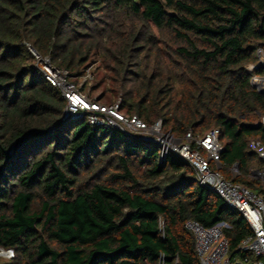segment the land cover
<instances>
[{
	"label": "trees",
	"instance_id": "1",
	"mask_svg": "<svg viewBox=\"0 0 264 264\" xmlns=\"http://www.w3.org/2000/svg\"><path fill=\"white\" fill-rule=\"evenodd\" d=\"M122 15L131 27L111 53ZM151 26L172 42L164 54L153 49ZM259 48L264 0H0V248L13 250L8 264H200L188 220L225 222L229 255L241 257L252 231L235 209L177 154L161 158L157 144L135 134L63 118L65 100L33 52L71 76L76 63L101 56L116 67L121 109L147 125L161 119L177 139L218 129V171L264 200L246 178L261 161L249 141L264 144V90L251 82L264 77Z\"/></svg>",
	"mask_w": 264,
	"mask_h": 264
},
{
	"label": "built area",
	"instance_id": "2",
	"mask_svg": "<svg viewBox=\"0 0 264 264\" xmlns=\"http://www.w3.org/2000/svg\"><path fill=\"white\" fill-rule=\"evenodd\" d=\"M33 54L42 64L41 71L45 79L51 86L59 89L65 100L64 115L84 116L89 124L118 128L135 134L142 140L156 143L152 136L157 135L159 131L158 122L147 125L136 115L127 114L121 109L120 100L110 105L89 102L70 81L71 75L68 71L60 70L46 59H41L34 52ZM256 54L264 64V51L259 48ZM254 67L250 66V70ZM251 82L258 90H264V77L253 76ZM261 124L264 126V116L261 118ZM168 133L157 143L161 158L165 153L173 152L184 159L193 170L197 183L212 189L230 208L235 209L252 231L238 247L241 257H231L223 232L227 227L225 222L204 227L196 221L188 220L185 228L194 236L195 251L200 264H264V200L249 188L226 179L218 168H211V163H220L222 145L219 130L212 129L198 138H193L187 133L184 140ZM248 147L261 159L263 166L258 175L264 178V144L255 139L249 141ZM233 173L237 174L238 170L233 168Z\"/></svg>",
	"mask_w": 264,
	"mask_h": 264
},
{
	"label": "rangeland",
	"instance_id": "3",
	"mask_svg": "<svg viewBox=\"0 0 264 264\" xmlns=\"http://www.w3.org/2000/svg\"><path fill=\"white\" fill-rule=\"evenodd\" d=\"M120 19L121 22L124 23L122 24L123 25L122 27L124 28L112 34V41L110 44L112 46L109 48V51L111 53L113 51L117 53L118 49H122V47L125 45L123 41L128 36L127 27H131L130 23L132 22V20L125 18L123 15L121 16ZM133 23L136 24V22ZM150 29H151V34L155 37V40H153V44H152L153 49L155 50L154 44L157 43L156 46L158 50L160 51L161 54H164L165 51L169 50L168 45L172 43L171 40H169L168 36H166L165 34L159 33L154 26H151ZM149 33L150 32L148 30L147 35ZM115 45L117 46L115 47ZM136 45L144 47L143 41H139ZM30 51L32 50L30 49ZM44 59H46L50 63L48 58H44ZM105 64L106 63H103L101 56L98 55L91 56L89 60L85 62L76 63L75 67L70 70L73 73L72 75H74L71 76L70 81H72L76 85V88H78L81 91V93L85 96V98L89 102H98L101 105L102 104L110 105L118 100H120L121 102L122 98L119 95V92L116 91L117 82H114L115 81L114 69L116 67L114 64H111L110 62L108 63L109 66H106ZM36 66L41 70L42 64H40L38 61H36ZM247 69L250 70V65L247 66ZM60 70L63 69L60 68ZM67 118L76 119L79 117H72L71 115L68 114ZM157 122L159 124V131L157 132V135L152 136V138L155 139L156 141V143L153 142L155 144H157L161 138H164L166 134H169L167 131L168 130L167 126L165 127L163 125V121L161 119L159 118L155 119L152 125H154ZM212 169H214V167H212ZM261 169H262V163L256 158L252 162L251 173L248 174L246 178L249 181L256 183L257 186H261L264 189V178L257 174L259 173V171H261ZM13 257H14L13 250L11 249L5 250L0 248V264H8L9 262L12 261Z\"/></svg>",
	"mask_w": 264,
	"mask_h": 264
},
{
	"label": "crops",
	"instance_id": "4",
	"mask_svg": "<svg viewBox=\"0 0 264 264\" xmlns=\"http://www.w3.org/2000/svg\"><path fill=\"white\" fill-rule=\"evenodd\" d=\"M213 165H214L215 167H217V168L220 167V163H219L218 165H216V164L213 163ZM233 168H236L237 170H238V168L235 167V165H234L233 167H231L230 174L234 177V176H236L237 174L233 173Z\"/></svg>",
	"mask_w": 264,
	"mask_h": 264
},
{
	"label": "water",
	"instance_id": "5",
	"mask_svg": "<svg viewBox=\"0 0 264 264\" xmlns=\"http://www.w3.org/2000/svg\"><path fill=\"white\" fill-rule=\"evenodd\" d=\"M63 118H65V119H66V118H67V116H66V115H64V117H63ZM235 167H237V165H235ZM257 174H258V173H257Z\"/></svg>",
	"mask_w": 264,
	"mask_h": 264
}]
</instances>
